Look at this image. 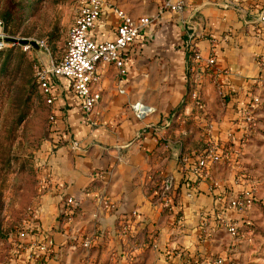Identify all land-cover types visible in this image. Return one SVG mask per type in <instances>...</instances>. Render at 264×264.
Returning a JSON list of instances; mask_svg holds the SVG:
<instances>
[{
  "label": "crops",
  "instance_id": "0c3cea01",
  "mask_svg": "<svg viewBox=\"0 0 264 264\" xmlns=\"http://www.w3.org/2000/svg\"><path fill=\"white\" fill-rule=\"evenodd\" d=\"M172 1H182L184 12L161 0H105L90 32L98 41L116 37L114 7L153 21L128 50L125 75L101 64L102 99L92 124L71 80L53 85L54 121L37 154L40 177L49 182L20 237L49 245L46 264H216L231 237L221 218L236 221L245 213L229 204L252 185L241 176L250 140L243 113L255 96L263 100L264 0ZM193 90L205 102L204 114ZM136 103L152 111L140 118ZM208 145L227 155L200 181L189 168ZM68 198L77 200L72 216L64 215ZM86 237L93 240L89 249ZM13 264H30L27 249Z\"/></svg>",
  "mask_w": 264,
  "mask_h": 264
},
{
  "label": "rangeland",
  "instance_id": "374dc122",
  "mask_svg": "<svg viewBox=\"0 0 264 264\" xmlns=\"http://www.w3.org/2000/svg\"><path fill=\"white\" fill-rule=\"evenodd\" d=\"M86 0H0V20L10 37L28 38L47 48L12 41L0 50V264H9L16 238L30 221L42 192L38 150L51 133L49 105L35 80L39 64L60 59L69 29ZM251 109L253 127L242 153L247 189L258 186L252 205L236 220L238 236L228 237L222 264H264V93ZM42 168V167H41ZM25 236V235H22ZM225 248V250H224Z\"/></svg>",
  "mask_w": 264,
  "mask_h": 264
},
{
  "label": "built area",
  "instance_id": "2783aa9c",
  "mask_svg": "<svg viewBox=\"0 0 264 264\" xmlns=\"http://www.w3.org/2000/svg\"><path fill=\"white\" fill-rule=\"evenodd\" d=\"M242 0H224L226 6L241 2ZM164 8L184 12L185 6L182 1L173 2L172 0H161ZM105 0H86V2L79 8L73 24L71 25L67 41L66 49L63 56L59 60H54L51 64H39L35 68V78L38 83L41 93L45 96L48 104H52L53 98V85L55 81L60 78H68L71 80V86L74 93L82 99L83 112L86 117L87 123L92 124L91 118L97 104L102 99V92L97 87L101 80L100 66L103 63L113 64L117 67L119 74L125 75L127 73V63L131 61L128 54V50L133 47L140 38L144 28L152 23V18L148 16L134 17L128 12L119 7H114V12L118 15L120 22L116 29V37L112 40L98 41L91 36V31L96 28L98 20L102 15ZM261 31V30H260ZM264 39V30L260 32ZM194 33L191 38H194ZM10 36L3 30V21L0 20V50L7 46V42ZM40 47L47 46L42 42H37ZM217 40H213V54L206 61V69L212 68L216 63L215 46ZM48 49V48H47ZM194 53V58L197 61H201V55L196 50V47H191ZM192 98L195 100V105L199 112H206V105L201 98L197 90L191 92ZM261 103V98L255 96L253 104L243 113V121L246 125L247 132L250 133L253 127V114L251 112L252 107ZM133 109L140 118H145L152 108L141 103L133 105ZM51 122L54 121V116H50ZM211 126L209 127L210 130ZM76 146L78 144L76 143ZM226 152H217L212 145H208L205 152L198 156L196 160L194 171L197 174V180L207 179L209 177V167L211 165L219 163L225 156ZM49 182V178L44 176L40 177V183ZM258 186H253L250 190L244 192V197L233 198L230 201L229 207L237 210L238 212H245L253 203V199L257 192ZM68 206L71 210L68 213L74 212V208L77 206V200L75 198L67 199ZM227 209H221L224 213ZM37 214V207L34 206L30 209V219H33ZM135 214V213H134ZM221 224H223L232 236H238L239 226L236 221H230L226 217L221 218ZM129 225L123 227V233L129 231ZM28 233L21 232L16 238V252H18L17 258L11 257L10 263L16 262L21 253L27 249L28 262L30 264H46L47 258L50 257V247L45 242L35 241L25 244L20 250L19 240L22 235ZM23 237V236H22ZM83 247L86 249L91 248L93 240L90 237L84 238L82 242ZM15 253V252H14ZM216 264H222L223 259L218 258L215 260Z\"/></svg>",
  "mask_w": 264,
  "mask_h": 264
},
{
  "label": "water",
  "instance_id": "95a60500",
  "mask_svg": "<svg viewBox=\"0 0 264 264\" xmlns=\"http://www.w3.org/2000/svg\"><path fill=\"white\" fill-rule=\"evenodd\" d=\"M10 41L14 42V43H19L21 45H31L37 49L40 48L39 44L37 43V41L35 40H30L28 38H15V37H10L9 38Z\"/></svg>",
  "mask_w": 264,
  "mask_h": 264
},
{
  "label": "trees",
  "instance_id": "16d2710c",
  "mask_svg": "<svg viewBox=\"0 0 264 264\" xmlns=\"http://www.w3.org/2000/svg\"><path fill=\"white\" fill-rule=\"evenodd\" d=\"M35 80H36V78H35ZM36 84H37V86H38L37 81H36ZM38 87H39V86H38ZM40 93H41V91H40ZM41 95L45 98V96H44L42 93H41ZM45 100H46V98H45ZM46 102H47V101H46ZM47 104H48V103H47ZM195 163H196V162H195ZM194 166H195V164H190V168H189V169L193 170ZM74 214H75V212H72L71 214H69L68 211L64 213V215H66V216H72V215H74ZM24 245H25V243H24L22 240H19V246H18V248H19L20 250H22V248H23ZM18 254H19L18 252H15V253H13V254L11 255V257H13V258H17Z\"/></svg>",
  "mask_w": 264,
  "mask_h": 264
}]
</instances>
